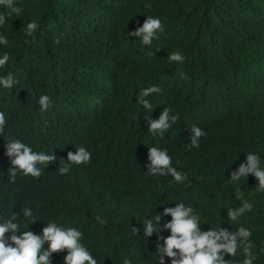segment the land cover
I'll use <instances>...</instances> for the list:
<instances>
[{"label":"trees","instance_id":"16d2710c","mask_svg":"<svg viewBox=\"0 0 264 264\" xmlns=\"http://www.w3.org/2000/svg\"><path fill=\"white\" fill-rule=\"evenodd\" d=\"M17 15L0 5V58L9 56L0 77V223L12 219L18 232L42 235L55 223L82 232L80 243L97 264H159V236H143V224L165 207L183 203L200 217L202 231L245 227L252 232L253 264H264V192L249 174L230 175L256 154L264 169V0H13ZM146 17L163 31L150 45L128 33ZM35 21L32 37L26 26ZM180 51L183 62L167 59ZM184 74L187 78L185 79ZM160 92L142 96L146 88ZM41 95L50 104L42 110ZM146 99L151 108L137 101ZM179 119L161 136L148 129L163 109ZM205 136L189 150L192 126ZM20 140L56 160L40 165L39 177L18 174L11 183L6 143ZM166 150L186 176L147 172L148 148ZM84 147L87 164L59 173L61 160ZM245 202L251 210L228 218ZM33 215L24 217L23 210ZM162 216L159 227L170 222ZM133 229H140L136 234ZM20 233H16L20 235ZM12 233H6L10 236ZM45 249L48 245L45 243ZM42 249L41 251H43ZM67 250L53 253L63 264ZM243 249L225 256L242 264ZM165 264H171L165 257Z\"/></svg>","mask_w":264,"mask_h":264},{"label":"clouds","instance_id":"9594fccd","mask_svg":"<svg viewBox=\"0 0 264 264\" xmlns=\"http://www.w3.org/2000/svg\"><path fill=\"white\" fill-rule=\"evenodd\" d=\"M0 5L5 6L11 13L19 15L22 8L15 5L13 0H0ZM5 17L0 16V24L5 23ZM39 30V24L35 21L29 22L26 26V35L33 36V33ZM162 32V23L159 18L146 17L142 26L128 33V36L142 38L144 45H150L154 38L158 39L157 33ZM9 43L7 37H0V44L7 45ZM168 60L173 62H183L184 56L180 51L169 54ZM9 60V56L4 54L0 58V68L4 67ZM184 76V74H181ZM186 79L187 77L184 76ZM16 83L11 73L4 77H0V85L5 88H11ZM157 87L146 88L141 91L142 96H148L153 92H160ZM144 108H151V104L142 99L137 101ZM39 104L42 110H47L50 99L47 95H41ZM179 119L178 115H169L167 108L160 112L158 119H148V129L155 135L159 133L161 136L170 127V121L175 122ZM6 124L5 115L0 112V134L4 133ZM191 130V141L187 145L189 150L198 148L200 138L206 133L198 126L193 125ZM5 155L10 158V168L8 174L11 176V183H15L18 174L23 176L39 177L41 169L40 165H48L56 160L52 154H44L42 152H34L33 149L21 142L20 140H10L6 143ZM147 159L148 164L145 165L147 172L153 176L168 175L177 183H181L186 176L177 171L172 166V158L166 150L158 149L153 146L148 148ZM91 160V153L84 147L76 149L75 153L67 154V161L61 160L62 167H59L60 174H66L72 165L87 164ZM251 174L258 186L257 192H264V169L260 167V159L256 154L248 153L246 161L241 163L237 170L233 171L230 178L238 181L241 177H247ZM251 205L245 202L236 210L229 209L227 216L232 221H237L245 211L251 210ZM33 215L31 209L23 210L24 217ZM170 216L171 221L163 225V229L159 227L161 217ZM16 215L12 219H7L0 223V264H51L50 257L53 253H59L67 250L63 264H97V260L93 258L90 252L81 245L82 232L76 228L64 229L55 223H50L42 229V235L34 234L31 231L23 233L18 232V224L14 223ZM200 217L193 215V208L186 207L183 203L175 204V207H165L161 214H158L155 223L151 220L143 224V236L150 237L153 233L161 230H169L170 235L165 238L158 237L163 244L159 245L160 259L159 264H165L167 257L171 264H228L225 256H235L237 249L242 248L244 259L242 264H253L257 256L253 254V244L250 237L252 232L245 227H239L235 232L228 228H209L207 231L201 230L199 223ZM138 234L140 229H133ZM6 233H12L6 236ZM16 233H20L17 235ZM48 247L45 249L44 245ZM44 249L43 251H41ZM129 264V262H125Z\"/></svg>","mask_w":264,"mask_h":264}]
</instances>
